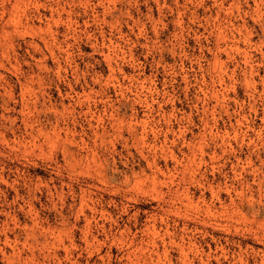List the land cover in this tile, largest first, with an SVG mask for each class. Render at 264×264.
Returning <instances> with one entry per match:
<instances>
[{
	"label": "rangeland",
	"instance_id": "1",
	"mask_svg": "<svg viewBox=\"0 0 264 264\" xmlns=\"http://www.w3.org/2000/svg\"><path fill=\"white\" fill-rule=\"evenodd\" d=\"M0 264H264V0H0Z\"/></svg>",
	"mask_w": 264,
	"mask_h": 264
},
{
	"label": "bare ground",
	"instance_id": "2",
	"mask_svg": "<svg viewBox=\"0 0 264 264\" xmlns=\"http://www.w3.org/2000/svg\"><path fill=\"white\" fill-rule=\"evenodd\" d=\"M104 111V110H103Z\"/></svg>",
	"mask_w": 264,
	"mask_h": 264
}]
</instances>
